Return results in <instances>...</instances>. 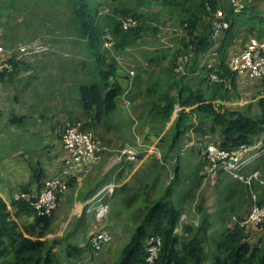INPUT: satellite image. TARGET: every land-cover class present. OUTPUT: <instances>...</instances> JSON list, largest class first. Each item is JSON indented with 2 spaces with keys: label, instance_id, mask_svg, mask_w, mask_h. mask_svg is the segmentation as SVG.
<instances>
[{
  "label": "trees",
  "instance_id": "obj_1",
  "mask_svg": "<svg viewBox=\"0 0 264 264\" xmlns=\"http://www.w3.org/2000/svg\"><path fill=\"white\" fill-rule=\"evenodd\" d=\"M65 2L70 8L74 29L85 38L86 46L96 62L98 76L91 82H84L78 86L85 116L77 117L74 121L81 122L82 129L88 128L93 131L97 128V122L110 120L120 104L121 97L123 99L127 93H132L133 90L129 91L131 84L133 86L136 84L135 80L132 82L128 77L127 84L122 83L120 80L122 69L117 65L116 59L112 58L109 62L105 59L104 40L112 42V47L116 51H124L134 45L148 30L156 33L158 27L153 21L158 22L159 17L157 14L150 16L147 12L114 3L109 5L105 3L108 7L102 8V13H99L100 10L93 6V0ZM153 2L173 6V10L178 12V21L185 35L181 38V45L169 56L171 66L170 69H166L169 76L164 80L162 76H157L147 85V94L156 95L157 88L162 86L163 88L153 100L148 101L146 105L144 103V109L148 110L143 116L146 119L143 123L152 121L164 124L170 120L175 106L181 107L173 122V135L168 141L164 156L172 151V147L179 141L184 131L194 124L191 121L194 117L198 120L195 130L204 135L203 127L209 123L208 134L218 136V141L213 143L221 148L235 149L241 144L251 143L257 135L264 132V74L259 78H251L259 81L258 91L254 95L255 100L251 103L242 107H226L215 101L230 100L231 92L236 89L237 76L227 65L230 49L237 40L241 28L248 26L247 30L244 29L248 33L255 29L259 32L263 30V10L258 8L257 4L251 6L248 0H242L241 7H238L239 4H235L234 0H226V4L221 6L223 10L217 7L218 0H138L137 5L144 7ZM217 9L224 13V19L228 23L220 44L217 45L220 55L221 50H225L227 46L229 48L225 56L221 55L211 62L213 65L211 68L199 64L195 67L199 62L198 55L207 51L213 44L210 19ZM132 22L133 25L130 24ZM189 52H192V57L186 64L189 73L177 72L179 56ZM11 61L14 64L9 74L17 70L19 65H23L21 61L13 58ZM199 70L200 73L192 74ZM210 71L219 76L218 81L209 79ZM3 75L4 73L0 74ZM110 77L114 79L111 82ZM142 115L143 112L140 111L139 117ZM19 120L22 121L23 117ZM260 161L264 179V155ZM30 170L29 181L22 185V189L30 194L39 193L45 180L43 170L38 164L33 163H30ZM199 171L188 173L185 180L176 173L173 185L183 180L190 188L182 196L181 204L176 206L169 198L172 190V186L169 185L162 198L150 202L145 207L139 223L122 246L118 260L110 264H264V223L262 230L256 227L255 231L253 230V233L258 235L257 238L248 231V226H241L238 223L247 214L253 193L257 195L258 203L264 205V185L255 181L252 188H249L227 172L220 171L215 186L218 187L223 179H227L222 186L223 193L219 202L221 208L215 213L220 216V225L213 233H208L212 223L208 213L204 212L197 225L186 223L181 226L179 232L182 237L174 232L182 205L195 199L204 179ZM32 184L37 185L36 191L28 189ZM14 202L26 210L33 208L23 199ZM198 206L200 209L203 207L202 201ZM9 216L6 204L0 199V264H77L86 253L94 249L90 242H86L84 246L66 243L65 254L61 258L55 249L59 243L56 239L48 242L24 236L17 231L16 224ZM232 217L239 221L229 225L228 221L231 222ZM35 220L42 225V230L37 234L41 237L49 228L51 218L37 214ZM153 236H159L161 243L157 257L150 262L147 260V246L149 238Z\"/></svg>",
  "mask_w": 264,
  "mask_h": 264
},
{
  "label": "rangeland",
  "instance_id": "obj_2",
  "mask_svg": "<svg viewBox=\"0 0 264 264\" xmlns=\"http://www.w3.org/2000/svg\"><path fill=\"white\" fill-rule=\"evenodd\" d=\"M65 1L66 0H0V44H26L30 46L36 45L41 48L38 52L18 60L23 64L21 68L23 69L24 66H26L27 70L19 71L16 78L12 81L8 80L9 72H6L3 75V79L0 80V177H2L3 180L5 179L6 183H13L12 188H10L11 200L6 207L9 211V218L17 226V231H20L24 236L31 237L32 239L46 240L48 242L56 239L59 243L56 244L55 249L61 258H63L65 254V245L68 243L67 233L73 231L72 228L75 227L77 220H80L83 215L76 214L67 222L66 219L60 218L59 215L62 212L59 211L58 206V208L49 215L52 222L51 228L49 227V229L44 232L43 236H38L37 234L42 230V225L35 220L37 212L31 207L26 210V208L14 202V200H20V198H15V195H21L22 193L28 194V192L22 189V185L19 186V181L21 180H19L18 177H11V172L7 168L9 165L5 163L12 160L7 157L8 154L12 152L13 144L19 143L16 142V136H18L16 132L23 126L17 127L16 124H8L11 118L9 111L12 107L17 111L24 112L26 118L31 116L27 119L31 124L25 122L26 128L24 130L31 129L36 132V155L44 157L42 154L43 150L46 147V143L51 139L49 137L50 135H48L50 126L46 122L48 120L42 118L45 116L43 115L41 117L40 115L45 113V111H49L48 108L50 109L53 106L54 109H52L56 110L55 104L60 105L62 101V104L66 102L68 103L67 105L71 104V109L73 114H75L77 110H79L80 105L78 86L84 82H91L92 79L98 76L95 69V58L89 52L85 38L80 36L74 29L71 11ZM241 1L242 0H234V3L237 5L239 4L238 7H241ZM93 2V6L100 10L99 13H102V8L105 9L108 7L107 5L114 3L138 11L147 12L150 16L152 14H157L159 17L158 22L153 21L158 27L156 33H153L152 30H148L134 45L124 51H116L112 47V42L110 41L104 40L103 42V51L106 50L104 52L106 61L109 62L112 58L116 59L117 65L122 69V73H124L120 80L124 82L128 77L132 82L135 80L136 84L135 86L131 84V89L129 91L133 90L132 93H127V95L123 96V99L121 97L119 103L121 102L122 104H119L114 111L115 116L112 115L110 120L107 121L109 125H106H108V127L106 125H104V127L103 125L97 126L98 135L88 128H85V131H91L96 136L98 142L104 147V151L113 149V151L115 150L114 152L119 154V150L124 144L136 146V144L133 143H136V141L139 139L141 140L143 137L141 136L142 130L146 128H143L141 125H143V121L146 120L143 116H145L148 110L144 109V107L146 103L153 100V98L160 93V89L163 88V86L157 88L158 92L156 95L147 94V85L151 79H156L157 76H162V80L169 76L166 71V69H170L171 66L169 56L176 50V47L181 45V38L185 37V35L178 21V12L173 10V6H164L153 2L149 6L139 7L137 5L138 0H93ZM248 2L251 6L257 4L258 6H256L263 10L264 15V0H248ZM225 4L226 0H218L217 7L223 10L221 6ZM208 19L209 17L207 16L206 20ZM244 29L247 30L248 26L238 31L237 40L232 46L233 51L243 48L247 44L249 37L264 39V28L260 32L255 29L250 33ZM222 37L223 32L217 38V45L220 44ZM228 48L229 46H227L225 50H221V55L225 56ZM215 51L216 52L213 54V51L211 52L210 50L199 54V62L195 67H197L198 64L207 65V63H213L217 60L221 56L219 48L217 47ZM162 55H166V57ZM35 65H37V67H35ZM104 67H106V65H104ZM196 73L197 71H194L192 74L195 75ZM109 79V82L114 80L112 77ZM243 81L244 85L237 84L236 89L231 92V98L240 101L242 106L252 102L253 98H255L254 95L257 92L258 86L256 80L251 78H244L241 80V83ZM15 93H18L20 96L17 101L14 97ZM128 101L130 103H127ZM139 111L143 112L141 118L139 117ZM191 121L197 123V119L195 118H192ZM44 123L46 128L43 127ZM99 124L101 123L99 122ZM63 132L62 130L61 136ZM161 133L162 136L160 135V137L156 138L157 140L152 138V145L149 143V147H147L148 150L142 155V159L137 161L136 159L134 160V163H140L139 169L141 175L138 179L135 180L131 178L125 183L126 187L128 186V191H126V193L115 192L113 197L109 198L107 202L108 212L105 217L101 221L97 219L96 221H92L89 220L90 214H88V225H95L96 223L97 228L95 232L99 229H106L107 231L110 229L116 234L117 238L124 241V243L121 246L118 245V247L114 246L113 249L110 250L105 249L104 243L101 247L97 249L94 248L92 251L88 252L92 253V258L84 257L79 260L77 264H86L89 261H92L93 264H110L118 260L122 246L129 239L131 233L138 224L128 228L126 226L127 223L123 221V215L126 212L129 213V211L137 209V205L143 201L141 197L144 195V191L150 194L151 199H158L157 192L155 191L156 189H153L152 185H148L145 190L140 188V191H137L139 190L137 189L138 185L140 182L143 183L146 177H148L147 180H151L149 177L152 176L151 173L153 172V165H155L154 161L156 159L160 157L159 162L164 163V168L159 173L162 177L160 184L162 182L163 185L165 184L166 186L175 178L172 171L174 169L171 159L176 157V154H181L177 163H179L178 175L183 180H185V176L188 173L196 170H202L203 173L205 172L207 161L201 152V145L203 142L205 143L208 141L209 143L217 142L218 136H211L205 130L204 135H199V133L193 135L194 139H198L200 142L196 148L187 147L185 149L184 146L191 137L188 132L185 134L184 131L182 138L172 147V151L168 153L167 156H164L168 141L173 135V127L172 129L171 127H165ZM159 138H162V141H160ZM137 144L139 143L137 142ZM140 144L143 145V141H140ZM19 155H15L14 160H17ZM27 156L31 157L32 153ZM153 162L154 164L152 165ZM37 163L38 166H40L39 161ZM174 164H176V161ZM4 170H6V173ZM247 173H250V170H247ZM49 176L47 175L46 177ZM10 178L12 181L9 180ZM183 180H181V184L176 187L178 193L171 198L176 204L181 199L182 194H185L189 189L188 183H185ZM28 181L29 179L26 180V182ZM226 182L227 179H223L218 187L215 186L216 183L211 186L206 182L204 177L195 199L191 202H186L181 207L182 210L180 215L184 214L186 216L183 224L192 223L197 225L200 223L203 213L206 212L212 223L208 233H213L216 227L221 223L219 220L220 216L215 213L221 208L219 202H221L223 193L222 186H224ZM65 187L67 188V185ZM77 188V186L71 184L66 194L74 196L73 191L75 193ZM141 190L144 191L141 192ZM61 193L58 195L59 203L62 196H64V194L61 195ZM66 194L64 197H66ZM132 194L137 196L133 197ZM60 195L61 198H59ZM122 195H125L123 199L121 198ZM128 195L129 198H127ZM131 198L133 199L130 201ZM22 199L29 202L26 198ZM201 201L203 207L200 209L198 205ZM69 204L70 203L66 200V203L62 205L61 209H67ZM114 222L116 225L122 226L121 232L119 230L115 231ZM122 222L123 224H121ZM228 223L229 225L233 224L232 221H228ZM176 234L182 237L181 232H177ZM253 235L254 238L258 237V235L254 233ZM87 242H90L89 239ZM70 243L78 246L85 245H79L73 241Z\"/></svg>",
  "mask_w": 264,
  "mask_h": 264
},
{
  "label": "crops",
  "instance_id": "obj_3",
  "mask_svg": "<svg viewBox=\"0 0 264 264\" xmlns=\"http://www.w3.org/2000/svg\"><path fill=\"white\" fill-rule=\"evenodd\" d=\"M234 47H236V46H234ZM232 48L233 47H231L230 54L240 50V49H236V51H233ZM21 66L22 65H19L17 67V70H15L12 74H9V76H8L9 81L14 80L16 78V76L18 75L19 71L27 70L26 66H24L23 69L21 68ZM35 67H37V65H35ZM120 75L123 76L124 73L121 72ZM3 77L4 76H0V80H2ZM244 78H249V76L244 75L241 78H237V82L239 85H244L243 84L244 81L241 83V80H243ZM256 82H257V84L259 83V81H257V80H256ZM122 83L127 84V80L125 79V81ZM257 91H258V87H257ZM14 97H15L16 101L20 98L18 93H15ZM230 99L231 100H227V101H221V100L217 99L215 102L216 103H222L226 107H230V106L231 107H242V104H240V101L236 100L235 98H230ZM60 100H61V98H60ZM254 100H255V98H253L252 101H254ZM61 101H59V102H61ZM62 103H63V101H62ZM62 103L60 105L55 104L56 110H53L54 109V106H53L52 107L53 109L48 108L49 111H45V113L40 115L41 117L43 115L45 116L42 118H45L46 120H48L46 122L50 126V132L48 135H50L49 137L51 139H50V141H48L46 143V147L43 150L42 154L44 155V157H41V155H39V156L36 155V148H35L37 145V143H36V136H37L36 132L34 130H31V129L24 130L26 128L25 122L31 124L29 122V120L27 121V119L31 116H28L26 118V115L24 112L22 113L21 111H17L13 107L10 109L9 113L11 114V118L9 119L8 124L9 125L16 124L17 127H19L21 125H23V126H22V128H20V130L18 129V131L16 132L18 134V136H16V138H17L16 142H19V143L13 144L12 152L10 154H8V157H7L8 159H12V160L5 163V161L7 160L6 159L4 161V163L6 165H9L7 168L11 172V177H18V179L21 180V181H19L20 182L19 186L26 183V180L30 178V172H31L30 163L38 164L37 162L39 161V165L43 170L45 179L47 178L46 177L47 175L53 176V175H56L57 173H59V171H61V169L64 165L65 158H66V151L63 149V146H62V143L60 140L61 132H62V130L64 131V129L69 124L74 123V121L76 120L75 118L80 117V116H85L84 112L82 110V107H81V102H79V104H80L79 110H77V112L75 114H73V111L71 109V104L67 105L68 104L67 102L65 104H62ZM127 103H130V102L128 101ZM120 104H122V103L120 102ZM180 109H181V107L179 105H176L175 109H174V111L176 110V114H174V111H173L172 116L170 117V120L165 122L164 124H158V123L156 124L154 122L147 121V122H144L143 125H141V126H143V128H146V129L142 130L141 136H143L142 137L143 139L142 138H141V140L139 139L140 141H143V145L140 144L139 140L136 141V143H133V144H136V147L138 148V155L136 157V161L141 160L142 155L145 152H147V150H148L147 147H149V143L151 144V141H153L152 138H155V140H157L156 138L160 137V135L162 136L161 132L163 131V129L165 127H168V128L171 127V129H172L173 122H174V120L177 116V113ZM113 116H115V113L113 114ZM21 117H23L22 122L19 121V119H21ZM25 119H26V121H25ZM100 123L101 124H99V122H97L96 125L101 126V125H103V123H104V125L108 124V122H102V121ZM197 123H198V120H197ZM197 123H194L191 127H189V129L185 130V134H187V132H188L190 134L189 136L191 137L188 140V142L185 144V146H184L185 149L187 147H190V148L195 147L196 148V146H198V144L200 143L198 141V139H194V137H193V135L198 134V132L195 130ZM104 125H103V127H104ZM108 125H106V126L108 127ZM45 126L46 125L44 123L43 127H45ZM204 126H206V127H204V131L206 130L208 132L209 123H206ZM97 129H98V127L93 131L98 135L99 132H97L98 131ZM182 136H183V134L181 135V137L179 139H181ZM159 140L162 141V138H159ZM137 142L139 144H137ZM33 151H34V154H33ZM114 151H113V149H108V150L103 151L99 162L93 166H90L87 169V171L84 172L81 180H78L75 177H66L65 184L67 183L66 184L67 188L66 187H65L66 189L64 188L61 195L64 194V196H65V194L69 191L71 184L77 186L78 188L75 191V193L73 191L74 196L73 195L71 196L68 194H66V197L62 196L60 203L58 202L59 211L62 212L59 216H60V218H63L64 220L66 219V221L68 222V220H70L76 214L77 215H80V214L83 215L82 218L80 217L81 219L78 218L81 221L77 220L75 227L72 228L73 231L71 233H67L68 243L73 241L79 245L85 244L87 242V240L89 239V237L92 235L93 232H95V230L97 228L96 223H95V225H92V224L88 225L89 220L96 221L94 213L87 211L89 200H91L95 195H97L98 192H100L102 189H104L107 185H113L112 191L106 192L104 194V197H103V201L107 204L109 198H112L115 192L126 193V191H128V186L126 187L125 183H127V181L129 179L132 178V179L136 180L141 175L140 169H139L140 163H134L135 161L125 163L122 160L120 154H118ZM31 153H32L31 157L27 156V155H30ZM19 154H22V155H19ZM15 155H19V158L17 160H14ZM178 155L180 158L181 154H176V157L171 159L172 164H173V169H174L172 171H173V174L175 177H177L176 173L178 174V172H179V170H178V166H179L178 164L179 163H177V161H178L177 156ZM159 160H160V157L154 161L155 165H153L154 162L152 163V165L154 166V169H153V172L151 173L152 176L149 177L151 180H147L148 177H146V180H144L143 183L140 182V184L138 185L137 189H139V190H137V191H140V188L145 190V188L148 185H152L153 189L154 188L156 189L155 191L157 192V198L159 199V198H162L163 194L165 193V189L167 187H169V185H171L172 190L169 193V198L171 199L172 196H174L175 194L178 193V191L176 190V187L181 184V180L178 181L177 185H173V179L170 181V184L167 186L165 184L163 185L162 182L160 184V180L162 179V177H161V174L159 172L164 168V163H162V162L160 163ZM260 160H261V157L258 160H256L247 170H250V173L254 176V181L256 183L263 185L264 179H263V171L261 170V167H260V164H261ZM175 161H176V164H174ZM83 168H85V167L83 166ZM4 172L6 173V170H4ZM155 172H156V174H155ZM202 172L203 171L200 170L199 174L201 175ZM189 174H191V173H189ZM9 180L12 181L11 178ZM12 185H13V183H8V182L6 183L5 179L3 180V178L0 177V199H2L4 201V203H6L7 206L11 200L10 199L11 198L10 188H12ZM36 188H37V185L32 184L31 187H29L28 189L30 191H36ZM144 190H141V192ZM163 190H164V192H163ZM143 194L144 195L141 197L143 199V201H141L137 205V209L134 211H129V213L126 212L123 215V217H124L123 221L127 223L126 226L128 228H131L132 225L139 223L145 207L150 202L156 201L154 199H151V196L149 193H146L144 191ZM61 195L59 198H61ZM183 195L184 194H182V196ZM132 196L136 197L137 195L132 194ZM124 197H125V195L121 196L122 199ZM127 198H129V195ZM132 199L133 198H131L130 201ZM66 200L70 203L69 206L67 207L68 210L66 208L61 209L62 205H64L66 203ZM181 200H182V197L176 204V202H173L171 199V201L176 206H179L181 204ZM58 206H57V208H58ZM88 214H90L89 220H88ZM232 218H233L232 223L239 221L235 217H232ZM121 224H123V222ZM114 225H115V229H116L115 231H117V230L120 231L122 229V226L116 225L115 222H114ZM50 226H51V224H50ZM247 228H248V231L250 233H253L255 231V227H253V226H248ZM108 234H109V238L105 242V247H106L105 249L110 250V249H113L114 246L118 247V245L121 246L124 243V241H122L121 239L119 240L117 238L116 234L114 232H112V230L109 229ZM85 257L92 258V253H86Z\"/></svg>",
  "mask_w": 264,
  "mask_h": 264
},
{
  "label": "built area",
  "instance_id": "obj_4",
  "mask_svg": "<svg viewBox=\"0 0 264 264\" xmlns=\"http://www.w3.org/2000/svg\"><path fill=\"white\" fill-rule=\"evenodd\" d=\"M130 24L133 25V22ZM210 25L213 44L208 50L213 51V54L217 49V38L228 27V23L224 19V14L221 10L217 9L214 12L213 17L210 19ZM40 49L36 45L0 44V74L12 71L14 64L11 61L12 58L14 60H20V58L36 53ZM191 57L192 52L180 55L176 71L182 74H188L186 64ZM227 65L236 74L237 78H241L244 75L250 78L261 77L264 74V39L251 37L242 49L229 55ZM212 66L211 62L207 63L208 68ZM200 72L201 70L197 71L196 74ZM208 76L211 81L219 80V76L213 71H210ZM174 114H176V110ZM81 125V122L69 124L61 136V143L63 149L66 151V158L61 171L56 175L47 177L39 193L15 195V198H26L38 215L49 216L56 210L58 206V195L66 186V177H75L81 180L84 172L90 166L98 163L101 158L104 147L101 146L91 131H85ZM201 152L208 161L206 170L202 174L206 182L210 185L216 183L220 171H225L235 179L248 185L249 188H252L254 176L251 173H247V169L264 155V132L257 135L251 143L241 144L235 149H224L215 143L205 142L201 145ZM119 154L125 163L132 162L138 155V148L134 145L124 144L120 148ZM112 188L113 185H107L88 201L87 211L93 212L98 221H101L108 212V205L103 201V197L106 192L112 191ZM185 217L184 214L180 215L178 224L174 229L175 233L181 229ZM238 223L245 227L253 226L260 230L263 229L264 205L258 203L255 193L252 195V201L250 202L247 214ZM108 238V231L106 229H99L92 234L89 241L92 247L97 249ZM160 243L159 236L149 238L147 246L148 261L152 262L157 257ZM86 264H93V262L89 261Z\"/></svg>",
  "mask_w": 264,
  "mask_h": 264
},
{
  "label": "clouds",
  "instance_id": "obj_5",
  "mask_svg": "<svg viewBox=\"0 0 264 264\" xmlns=\"http://www.w3.org/2000/svg\"><path fill=\"white\" fill-rule=\"evenodd\" d=\"M203 175V174H202Z\"/></svg>",
  "mask_w": 264,
  "mask_h": 264
}]
</instances>
